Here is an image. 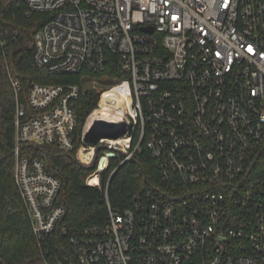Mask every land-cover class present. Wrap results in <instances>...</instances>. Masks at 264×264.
Wrapping results in <instances>:
<instances>
[{
	"label": "built area",
	"instance_id": "1",
	"mask_svg": "<svg viewBox=\"0 0 264 264\" xmlns=\"http://www.w3.org/2000/svg\"><path fill=\"white\" fill-rule=\"evenodd\" d=\"M25 2L51 14L34 34V63L83 80L33 82L23 101L11 79L13 178L38 245L65 210L56 204L60 179L26 148L54 145L89 165L104 145L85 177L101 188L110 161L119 160L111 175L143 144L161 185L122 210L107 202L104 225L70 236L77 264H264V0ZM106 54L120 77L107 76L75 146L76 102L95 88L83 83L99 78ZM104 92L109 106L122 102L115 119L102 118L116 134L85 130ZM42 259L66 261L48 249Z\"/></svg>",
	"mask_w": 264,
	"mask_h": 264
},
{
	"label": "trees",
	"instance_id": "2",
	"mask_svg": "<svg viewBox=\"0 0 264 264\" xmlns=\"http://www.w3.org/2000/svg\"><path fill=\"white\" fill-rule=\"evenodd\" d=\"M50 17V13L30 12L25 0H0V264H45L42 259L44 249L54 250L59 259H66L65 264H77L71 251L70 236L88 227L104 225L107 202L112 209L122 210L132 203L135 193L161 185L153 160L143 144L111 175L119 160L110 161L107 170L100 174L101 188L86 185L85 177L96 169L104 145L96 149L94 160L89 165L79 163L74 151L64 152L54 145L29 146L24 152L30 157L42 159L46 170L60 179L56 204L65 210L51 239L43 242L42 247L38 245L13 178L15 95L11 79L19 82L23 101L33 82H83L80 74L50 73L34 63V34ZM100 74L111 79L120 77L115 55L106 54ZM99 97V92L85 90L76 102L75 146L80 143L85 118L98 106ZM137 139L135 134L133 143Z\"/></svg>",
	"mask_w": 264,
	"mask_h": 264
},
{
	"label": "bare ground",
	"instance_id": "3",
	"mask_svg": "<svg viewBox=\"0 0 264 264\" xmlns=\"http://www.w3.org/2000/svg\"><path fill=\"white\" fill-rule=\"evenodd\" d=\"M108 96L109 93L104 92L102 94L101 97V101L100 104L103 106L101 109L95 110L86 120L85 123V130H97L98 132H106L108 134H116L117 132H120L118 128V126L116 127H103L101 126V120L104 117H109V118H114L116 116H114L113 112H117L119 114H121V105L122 102L120 101V103L118 102L117 105H114L115 102H111L113 106H109L108 105ZM103 117H102V116ZM108 141L110 143L116 144L118 141H116V139L113 138H109ZM106 159L103 158L101 160V167L105 165Z\"/></svg>",
	"mask_w": 264,
	"mask_h": 264
},
{
	"label": "rangeland",
	"instance_id": "4",
	"mask_svg": "<svg viewBox=\"0 0 264 264\" xmlns=\"http://www.w3.org/2000/svg\"><path fill=\"white\" fill-rule=\"evenodd\" d=\"M98 77L99 78L96 79L95 81H88L85 84L83 83V86L87 87V88H94L95 87L93 90H96L97 92L98 91L101 92L103 89H106V87H107L106 82H108L107 75H104V74L101 75L100 74V75H98Z\"/></svg>",
	"mask_w": 264,
	"mask_h": 264
},
{
	"label": "water",
	"instance_id": "5",
	"mask_svg": "<svg viewBox=\"0 0 264 264\" xmlns=\"http://www.w3.org/2000/svg\"><path fill=\"white\" fill-rule=\"evenodd\" d=\"M101 126L103 127H115V125L109 121H106V120H101ZM97 130H90V133H94L96 132Z\"/></svg>",
	"mask_w": 264,
	"mask_h": 264
}]
</instances>
